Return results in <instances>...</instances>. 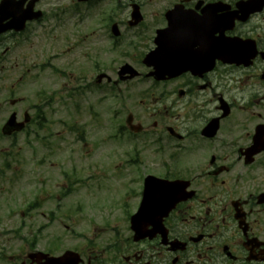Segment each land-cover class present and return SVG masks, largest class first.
Here are the masks:
<instances>
[{
    "label": "flooded vegetation",
    "instance_id": "1",
    "mask_svg": "<svg viewBox=\"0 0 264 264\" xmlns=\"http://www.w3.org/2000/svg\"><path fill=\"white\" fill-rule=\"evenodd\" d=\"M21 1L11 0L2 25L25 15L32 0ZM219 1L234 10L238 0H173L156 15L161 29L86 34L90 88L121 106V155L129 156L131 144L133 158L125 164L140 182L137 190L116 194L110 218L100 223L82 220V209L74 210L72 264H264V10L221 32L220 13L207 8ZM60 2L38 0L33 10L44 15ZM175 6L184 18L172 26L187 29L158 36L167 27L164 14ZM115 7L122 11L120 0ZM31 24L20 32L0 29L6 95L13 78L21 82L28 75L25 34ZM222 36L231 42L233 62L220 56ZM159 45L165 59L144 66L146 54ZM125 65L132 69L124 72ZM164 71L163 80L150 76ZM2 126L0 138L15 140L2 135ZM148 176L182 185L144 195ZM35 252L24 250L17 260L38 264V257L28 259Z\"/></svg>",
    "mask_w": 264,
    "mask_h": 264
},
{
    "label": "rangeland",
    "instance_id": "2",
    "mask_svg": "<svg viewBox=\"0 0 264 264\" xmlns=\"http://www.w3.org/2000/svg\"><path fill=\"white\" fill-rule=\"evenodd\" d=\"M73 1L72 6L68 5L69 0L62 4L63 8L56 13L59 20L45 17L40 30L27 34L30 74L26 85L18 89L25 98L17 107L30 111L33 122L28 134L19 135L15 147L10 149V153L18 155L10 164L13 171L0 178V191L7 192L0 193V231L10 233L0 251L7 257L19 250L20 243L13 237L18 230L25 238L39 236L38 248L44 252L59 255L72 249L74 210L82 209L77 212L82 220L100 223L101 219L110 218L107 205L111 207L116 196L106 198V203L97 207L92 205L94 200L117 191L137 190L135 181L140 182L131 173L132 167L120 168L129 156L121 157L117 141L111 139L113 129L108 130V121L118 106L105 102L100 89L90 88L84 46L74 52L75 40L81 41L89 29H106L103 19L107 13L111 16L112 5L106 2L88 7ZM140 2L144 22L139 29H153L156 15L173 3ZM114 17L118 19L115 21L126 22L129 13L122 9L121 15ZM41 93L50 100L43 99ZM3 142L6 141L0 140V148L8 146ZM68 184H72V193L62 198ZM40 191H45L47 200L43 209L45 221L35 217L21 223L9 216L7 208L22 209ZM52 196L55 198L50 199Z\"/></svg>",
    "mask_w": 264,
    "mask_h": 264
},
{
    "label": "water",
    "instance_id": "3",
    "mask_svg": "<svg viewBox=\"0 0 264 264\" xmlns=\"http://www.w3.org/2000/svg\"><path fill=\"white\" fill-rule=\"evenodd\" d=\"M79 2H85V1H89V0H78ZM264 6V0H247V1H240L237 4V9L238 11L234 12V13H229V12H225L223 14H221L220 17V29H231L232 25L234 23V20L237 16V13H240L242 15V18H246L248 15L259 11L262 9V7ZM215 7V11H219V12H224L225 10L228 9L227 6H224V4L222 3H218L216 5H214ZM5 8V4H3L2 9ZM134 11L132 13V18L135 20H140V16L138 14V8L134 7L133 8ZM14 122V119H11L10 122L8 123L9 126H12ZM145 191H154L153 188L151 187H147L145 188ZM71 263V258H70V254L66 253L63 257L58 258V259H51L50 261H46L45 264H70Z\"/></svg>",
    "mask_w": 264,
    "mask_h": 264
}]
</instances>
